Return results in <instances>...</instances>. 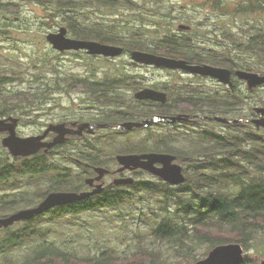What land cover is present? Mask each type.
Segmentation results:
<instances>
[{
  "label": "rangeland",
  "instance_id": "1",
  "mask_svg": "<svg viewBox=\"0 0 264 264\" xmlns=\"http://www.w3.org/2000/svg\"><path fill=\"white\" fill-rule=\"evenodd\" d=\"M122 1L126 2V0ZM132 1L137 3L136 10L122 8L118 11L119 13L108 12L107 7L91 2L88 7L77 6V9L72 13H60L59 9L47 0H0V4H13L11 6L18 10L17 13H10L0 8V71L5 69L20 71L18 81L9 85L8 90L44 93V96L38 99L35 104L26 103L27 113L16 115L20 117L17 128L20 136L35 135L41 132L48 123L56 122L65 116L75 117V115L88 114L85 104L80 100V93L72 90L69 92L70 89L65 90L63 86L67 85L66 78L78 79L80 77L83 79L90 76L91 73H94L95 78L101 80L127 76L130 81L135 79L140 83V85L132 86L137 88L143 86L162 87L168 84L189 85L210 94L219 91L221 96H227L232 101H236L239 95L243 100L241 108L221 109L216 114L231 115L230 117L234 115L255 117L254 107L264 106L261 100L264 98V86L257 88L256 92H252L248 89L247 84L238 82L236 93L231 94L223 84L216 80L196 78L185 72L179 73L154 66L134 64L130 57V51H127L122 57L114 59L92 57L85 52L61 53L55 50L46 39L49 33L57 32L61 26L67 25L66 19L70 14H74L83 23L124 34V38H131L132 34H138L142 38L140 43V46L143 47L142 50L150 51L149 48L154 47L155 42L166 34H174L181 38L190 37L193 40L195 51L207 54L214 52L218 57L231 56L244 65L252 66L255 69L254 72L262 74V71L258 69L264 70V58L262 62L261 56L249 47L248 42L250 38L258 35L256 34L257 26H264V11L254 15L239 16L229 11L233 9L232 6L237 0H222V4L227 5L226 8H231L228 10L219 7L221 0ZM157 5H160L159 9H157ZM139 11L145 14L144 19ZM181 23L193 26V31L191 33L181 31L178 28ZM249 26H254L252 37H249L252 32L247 31ZM228 35L234 36L237 43L241 42L243 46L232 49L230 46L234 44ZM130 91L127 89V92L124 93L127 100L132 97ZM133 103L134 101L131 104ZM212 124L220 135H228L230 134L229 129L235 128L232 125L221 124L219 121ZM189 130L190 140L201 141L203 139L197 137L196 133H192L194 130L192 126ZM149 135L150 130L145 128L135 130L134 133L118 136L113 141H103L102 151L109 155L119 151L118 149L123 148L126 144H138ZM3 136L5 135L0 134V154L7 156L10 162H14L16 161L15 157L2 145ZM96 142L92 141V146H89L87 142H73L69 148L73 149L78 156L82 152L93 153V149H100L99 146L94 147ZM110 142H112L111 145ZM56 157L49 158L48 162ZM74 165L72 163L69 166L74 173L73 179L78 181L75 175L84 174V168ZM112 166L114 167V165ZM60 167L58 169L49 168L45 174L36 178H32L30 173L22 170V178H24H21L18 185L3 184L0 186V198L5 195L13 197L24 193L31 200L35 196L38 185L63 181L59 176L65 171L62 170L61 164ZM188 173L193 174L194 170L189 168ZM140 177L142 180L158 184L156 178L150 175L143 174ZM111 180L109 179V181ZM82 181L83 179L80 182ZM19 184H22L23 187H18ZM162 185L160 184V186ZM119 189L130 192L131 198L118 205L101 207L97 206L98 200L94 199L92 204L95 206L92 209L67 215L50 212V214H43L41 219L35 220L32 224L20 222L13 225L12 229L4 232L3 236H6V233L26 231L35 225L37 231L35 236L32 234L27 236L28 241L22 246L16 247L12 255L15 258L21 257L37 242L48 240L79 255H98L102 251L112 248L123 256L130 255L125 260L127 264H139L140 259L146 256L144 264H155V261L150 260V257H155L151 255V248L156 251L153 255L157 253L159 259L157 264H193L206 257L214 247L210 248L208 244L195 241L193 245L197 260L190 259L189 262L188 256L185 258L177 256L171 243L160 241L153 234L158 221L169 211L164 208L167 204L164 194L162 192L153 193L141 188L140 191H136L135 185ZM36 202L35 199L27 204L28 208L33 207ZM173 202L174 200H170L168 205L172 211L176 209ZM45 230H47L46 235L43 233ZM2 240L1 237L0 241ZM186 241H190V234ZM144 250L149 252L142 253L141 257L135 255ZM245 253L251 260L246 264H260L264 258V242L250 250L245 249ZM3 262L4 258L0 256V264Z\"/></svg>",
  "mask_w": 264,
  "mask_h": 264
},
{
  "label": "trees",
  "instance_id": "2",
  "mask_svg": "<svg viewBox=\"0 0 264 264\" xmlns=\"http://www.w3.org/2000/svg\"><path fill=\"white\" fill-rule=\"evenodd\" d=\"M47 1L52 2L53 6L58 8L60 13H72L77 9V6L88 7L91 2L107 7L108 12L119 13L118 11L122 8L127 10H136L137 8V3L132 0H126V2L122 0ZM11 5L13 4L3 3L0 4V8L6 12L17 13V8ZM226 6L225 3L222 4L221 0L220 7L224 8L223 10L231 9L229 7L226 8ZM159 7L160 5H157V9ZM232 7L233 9L229 11L239 16L254 15L264 11V0H237ZM226 13L230 14L229 12ZM139 14L144 19L145 14L141 11H139ZM66 20L71 24L72 32L78 37L94 38L104 42L122 44L127 50L143 48L140 46L142 38L138 34H132L131 38H124V34L113 30H104L94 25H76V23H80L81 21L74 14H70ZM155 21L160 23L158 20ZM247 31L252 32L249 36L252 37L254 35V26L247 27ZM256 31L258 35L250 38L248 44L249 47L253 48L261 56V61L263 62L264 26H257ZM228 37L232 38L231 41L234 44L230 46L232 49L243 46V43H237V39L234 36L228 35ZM149 50L168 56L191 60L197 59L201 60V62L208 61L233 69L242 68L255 71L252 66L244 65L231 56L218 57L214 52L209 54L201 51L196 52L193 40L190 37L181 38L174 34H166L157 40L154 47L149 48ZM258 70L264 74V70ZM19 72L16 69L0 71L1 117L27 113L28 108L26 103H35L44 96V93L37 91H9L8 86L18 81L20 77ZM127 78V76L111 78L104 83L110 86L140 85L135 79L130 81ZM68 79L66 78V84L69 85H79L84 81L79 78ZM91 84L96 85L98 82H91ZM257 90L255 88L252 92H256ZM189 99L190 106L188 110L190 112L197 109L198 105L196 104L199 102L213 104V106H205L203 108V111H209L212 114H216L221 109H239L243 104V100L239 95L236 101H232L229 97L221 96V94L204 93L198 95L196 92L191 91ZM261 100L264 104V98H261ZM109 103L114 105L112 109L116 110L117 119H141L150 115L147 111L138 110L135 106H132L134 107L133 109H128L126 99L110 97ZM149 109L151 110V107ZM242 117L245 116L234 115L231 118ZM228 125H232L235 128L229 129L230 134L228 135H220L219 139L214 134L215 139H212L208 143L203 142L204 139L207 140L204 136H202L203 139L199 142L190 140V150L183 159H187L193 165L194 173H188L189 179L187 183L173 187L169 184L160 186V183L143 181L145 183L135 185L136 191H140L141 188L153 193L162 192L164 194V200L167 203L164 208L169 211L158 221L153 234L160 241L171 243L176 250L177 256H182L183 258L188 256L189 262L190 259L194 261L198 258L195 253V246L193 245L195 241L208 244L210 248L221 243L239 242L246 250L257 247L260 243L264 242V129H257L254 125L245 123H231ZM208 135L209 132L206 131V136L208 137ZM63 147H68L72 151L69 148L71 146L64 145ZM147 147V144L144 142L142 145L133 148V150L120 148L117 152L142 151L148 149ZM83 154H86V152H82L79 155ZM41 157L39 154L34 158L16 157V161L10 162L7 156L5 157L0 154V186L3 184L18 185L17 183L22 178V170L30 173L32 178L45 174L48 169L45 167V161L43 162ZM92 159L94 162H97L96 158ZM85 176V174L76 175L78 181H61L58 184L38 185L35 196L31 200L24 193L13 197L5 195L0 198V217L8 216L28 207L27 204L33 202L35 199L37 200L35 204H37L50 191L79 190L81 184H84L83 181H80ZM18 187L22 188L23 185L19 184ZM130 194V192L118 189L109 193L104 200L99 199L96 203L98 207L118 205L124 200L131 198ZM170 200H174L173 204L176 206V209L173 211L168 206ZM92 203L93 201L90 200L84 203L59 207L50 212H60L64 215L69 213L76 214L78 211L92 209L95 206ZM40 217L22 223L32 224V222L38 220ZM12 227L3 229L0 235L3 238L0 241V256L4 258L3 264H127L125 260L130 256L118 254L112 248L104 250L98 255H79L58 246L55 242L44 240V242H37L21 257L15 258L12 255L13 250H16V247L22 246V244L27 242V236L30 234L35 236L37 226H31L28 230L18 233H6V236H3L4 232L11 230ZM43 233L46 235L47 230ZM189 234L190 241L187 242L186 238ZM144 252L149 251H140L135 255H140L141 257ZM150 252L152 256H155L150 257V260L155 261V264H157L159 262L157 253L153 255L156 251L154 248H151ZM146 258L147 256L140 259L139 264H144ZM247 262H251V260L246 254L243 264Z\"/></svg>",
  "mask_w": 264,
  "mask_h": 264
},
{
  "label": "flooded vegetation",
  "instance_id": "3",
  "mask_svg": "<svg viewBox=\"0 0 264 264\" xmlns=\"http://www.w3.org/2000/svg\"><path fill=\"white\" fill-rule=\"evenodd\" d=\"M76 25H89V24L80 22V23H76ZM63 26L67 28V35L71 38L82 39V40H95V41H99L102 43L119 45L116 43L104 42L102 40L94 39V38L78 37L75 35V33L72 32L71 24L69 22H67V25H63ZM63 26H61L59 30ZM180 30L183 32L191 33L193 31V26L190 25V29H187V30L186 29H180ZM120 46H123V45H120ZM71 51L76 52V53L85 52L92 57L95 56V57H102V58H108V59L119 58L125 55L123 54L119 57H108L105 55L90 54L88 53L86 49L66 50V51H59V52L65 53V52H71ZM145 51H148V50H145ZM177 58L186 59L191 64H206L207 63V64H212L215 66H221V65L213 64L208 61L201 62V60H197V59L191 60V59L182 58V57H177ZM134 64H141V63L134 62ZM142 65H147V64H142ZM148 66L157 67L155 65H148ZM223 67H227V66H223ZM158 68H163L166 70H170L173 72H179V73L185 72L190 75H193L196 78L216 80L220 84H222L218 79L211 77V76H203L201 74L192 73L190 71L182 70V69H168L164 67H158ZM227 68H230V67H227ZM230 69L232 70V80L235 84V88L231 89L229 85L227 84H223V85L225 86L226 89H228L229 92H231V94H234L236 93V87L238 86V82H243V83H246V82L239 79L238 76L236 75V70L242 69V68H235V69L230 68ZM79 79L84 80L85 82L82 81V83H80L79 85L67 84L66 86H63V88L65 90L70 89L69 92L72 90L73 92L80 93V98H81L80 100H82V103L85 104V109H87L88 114H81V116L75 115V117L65 116L56 122L48 123V125L41 132L35 134V135L43 134L46 131V129L50 126V124L65 123L68 128L73 129L74 131L78 130L79 127L85 123L93 125V127L91 128L93 129V131H89L90 127H87L86 129L83 130L82 133L67 134L65 143L57 145L56 147L50 149L49 151H45L44 149H42L41 151H39V153L36 154V155L39 154L42 156L41 160L43 162L45 161V167L47 169L61 168L60 167V164H61L62 170H64L65 173L61 174L59 178L63 179V181H73L74 180L73 179L74 173H72L71 166H69L70 164L74 163L75 164L74 166H79L81 168H84L83 173L86 176L83 179L84 184H81L80 186L81 188L79 190H57V191H77V192L93 191L95 187L97 186V184H100V183L103 184L102 192L95 194L91 197H88L77 203H84L90 200L93 201L94 199L104 200L105 197L112 191L118 190L119 188L124 187L126 185H130L129 183L115 184V180L119 178L133 177L136 179V182L133 185L145 183L143 181H146V180H142V177L139 178V176L140 175L142 176L143 174L150 175L153 178H156L158 183L163 184V185L169 184L170 186H173V187L180 186V185H173L165 181L160 176L152 172H149L147 170H144L142 168H138V169L126 168L124 170H120L122 168V165L119 163L118 158H117L119 154L149 153V152L172 154L176 156V160L174 162L183 167V172L188 177L189 168L190 170H194V167L191 163H189L187 159H183V157L186 156L187 155L186 153L190 150V139H191L190 138L191 133L189 130L190 126L194 128V130H192V133H196L197 137L204 136V138H207V140L205 139L203 140V142L205 143H208L212 139H215L214 134L217 135L218 139L220 138V134H218L213 128L214 126L212 123L215 121L213 119H210V117H214L218 114H212V112L210 113L209 111H203V108H205V106H213V104L199 102L196 104L198 105L197 109L191 112L188 110L190 106L189 105L190 104L189 94L191 91L196 92L198 95L207 93L202 90H199V88H194L189 85L182 86V85H173V84H168L162 87L143 86V87H138V88L132 87V86H125V85L110 86L104 83L109 78H107V80H101L99 78H95L94 73H91L90 76H86L83 79L79 77ZM91 82H98V84L93 85L91 84ZM146 87L154 88V89L167 93V101L164 103L162 101H155V100H150V99H145V100L137 99L135 97V93ZM127 89L131 90L130 92H132V97H130V100H127L124 94L127 92ZM213 94H220V92L215 91ZM110 97L126 99L127 104H128V109H133L134 107L132 106H135V108H137L138 110H145L147 111V113H150V115L149 117L148 116L142 117L141 119H130V120L117 119L116 110L112 109V106L114 105H111L109 103ZM133 101H134L133 103L134 105L131 104ZM217 104H220V103H217ZM149 107H151V110L149 109ZM186 114H190L194 117L190 118L189 120L180 119L176 121H173L170 118L176 115H186ZM110 116L113 118H111ZM155 116L159 117V121L153 122L145 127H140V128L135 127L130 130H123V129L116 128L119 124L123 122L143 121L146 119H153ZM98 124L100 125L109 124L113 127H102V126H98ZM201 125H206V126L203 127ZM144 128L146 130H150V135L148 138L147 137L143 138L142 139L143 141L138 144H126L123 148L124 150L126 149L133 150V148H135L138 145H142L145 142L148 146L147 147L148 149L142 150V151H127V152H117L116 151L109 155H107L105 151L104 152L102 151L103 141H111V140L113 141V139L118 136L131 134V133H134L135 130L144 129ZM206 131L209 132L208 137L206 136ZM56 136H57V132L51 131L45 139L48 141H51ZM78 141L87 142L89 146H92V143H91L92 141H97L94 144V147L99 146L100 149L98 150L93 149L94 151L93 153H86V154L78 156L77 154H74L73 149L71 151L70 149H68V147L67 148L63 147L64 145L72 146L73 142H78ZM192 141L199 142L198 140H192ZM111 144L112 142H110V145ZM104 147L106 146L104 145ZM36 155L29 156L26 158H34ZM51 157H56V158L48 162V159ZM92 158H96L97 162H94ZM38 159L40 160V158ZM112 165H114V167ZM157 166L161 167L163 166V164L157 163ZM97 167L108 168L110 172L106 173L101 180L99 181L95 180L93 184L87 183L88 178L95 179L98 177V173L96 172ZM109 179H112V180L109 181ZM58 183L54 182V184H58Z\"/></svg>",
  "mask_w": 264,
  "mask_h": 264
},
{
  "label": "water",
  "instance_id": "4",
  "mask_svg": "<svg viewBox=\"0 0 264 264\" xmlns=\"http://www.w3.org/2000/svg\"><path fill=\"white\" fill-rule=\"evenodd\" d=\"M180 29H190V25L181 23ZM48 42L59 51L66 50H79L86 49L88 53L95 55H105L108 57H119L125 52V48L120 45H113L108 43H102L95 40H82L71 38L67 35V28L63 26L58 32H51L47 35ZM131 58L134 62L147 65H155L158 67H166L169 69H182L192 73L201 74L203 76H211L218 79L224 84H228L232 89L234 88V82L232 80V70L227 67L215 66L212 64H191L186 59L170 57L166 55L156 54L149 51H143L135 49L131 51ZM236 75L246 81L250 90L255 89L258 86L264 84V74H260L254 71H248L244 69L236 70ZM135 97L139 100H155V101H167V93L146 87L135 93ZM254 111L258 117L244 119V118H229L226 116L216 115L210 117L215 121H219L224 124L230 123H253L256 128H264V106H256ZM194 116L190 114L176 115L170 117L173 121L184 119L189 120ZM159 119L158 116L153 119H146L143 121H127L119 124L116 128L123 130H130L133 128H140L148 126L149 124L156 122ZM20 118L14 115L8 117H0V134L5 133L2 138V145L7 148L10 154L14 157H28L37 154L44 149L49 151L59 144H63L66 141L67 134L70 133H82L84 129L93 125L83 124L78 130L74 131L66 126L65 123L50 124L43 134L20 136L18 134V125ZM98 126L113 127L109 124H103ZM57 132V136L48 141L45 138L51 132ZM119 163L122 165L120 170L126 168L138 169L142 168L149 172H152L165 181L171 184H181L186 182V176L183 172V167L174 161L176 156L168 153H130L119 154L117 156ZM157 163H162L163 166L158 167ZM96 172L98 177L95 179H87V183L93 184L95 180H101L106 173L110 170L105 167H97ZM135 179L133 177L119 178L115 180V184L130 183L133 184ZM103 191V184H97L93 191H53L50 192L38 205L24 208L16 211L8 216L0 217V233L4 228L13 226L19 221L32 220L35 217L46 213L47 211L55 208L70 205L80 202L88 197L98 194ZM245 260V250L239 242L221 243L214 246L205 258L196 261L193 264H242ZM260 264H264V258Z\"/></svg>",
  "mask_w": 264,
  "mask_h": 264
}]
</instances>
